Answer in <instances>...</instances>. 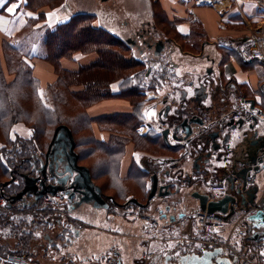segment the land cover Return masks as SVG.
Masks as SVG:
<instances>
[{"label": "crops", "instance_id": "0c3cea01", "mask_svg": "<svg viewBox=\"0 0 264 264\" xmlns=\"http://www.w3.org/2000/svg\"><path fill=\"white\" fill-rule=\"evenodd\" d=\"M153 1L161 4L163 14L170 22H175L173 31L178 36L176 39L167 37L165 34L162 36V31H159L158 27L150 21L147 22L153 31L159 35L158 41L163 40L166 44L165 54H167L171 64L169 70L171 76L169 83L166 82L167 85L165 84L164 90L171 91L170 94L176 92L174 94L176 96L175 103L171 104L172 101L169 103L165 101L162 107L159 106L160 109L157 110V113H160L157 115L159 125L165 126L164 129L169 127L163 122V119L167 117L165 107L171 106L169 115H172L178 108L185 105L183 92L188 87L185 83L188 80H192L191 83L195 82V72L202 70L205 74L202 85L210 86L206 91L208 98L201 103L204 110H207L206 117L213 121L227 117L229 113L240 106L239 98L254 102L255 107L263 112L264 63L258 60H245L240 54V48L249 43L251 32H248V29L252 31L254 27L258 26V30L264 31V0H211V3H208L207 0ZM18 2L19 0H8V4L2 9L0 42L6 40L18 48L34 66L36 77L46 85L48 83L46 80L51 79L53 73L49 65L38 58L42 52L45 32L69 19L75 13L69 7L68 0L56 9L43 8L33 12L26 8V0L20 4L15 14L5 10L6 7ZM198 26L205 31L203 36L197 34ZM241 28L243 32L240 31ZM181 41L184 42L181 43ZM145 49V54L154 53V49L148 47ZM138 50L140 54L143 53L140 48ZM154 54L153 56H155ZM85 60L88 62L89 59L87 57L80 59L82 63H86ZM154 60H159V58L156 56ZM157 63L161 64V62ZM189 63L192 64V68L189 67ZM206 66L210 68L206 69ZM184 70L192 72L186 73ZM155 73L159 74L149 67L147 74H150L151 77ZM172 81L173 83H171ZM144 94L146 95V92ZM107 104L110 107L129 108L127 103L117 99ZM151 111L154 112L153 109ZM105 114L111 113L99 114L97 117ZM146 114L150 116L149 113ZM152 127L150 123L143 124L138 127L137 133L146 137L153 130ZM239 128L237 127L233 131L235 137L231 139L230 143L223 145L218 150L219 158L213 163L214 177L212 182L214 183H229L230 175L238 174L243 164L250 162L262 150L261 135L253 138L247 133V128ZM154 129L161 135L164 130L162 127L159 130L156 127ZM20 130L28 131V129L22 126L16 128L18 133L28 136L29 133L23 134ZM171 135L169 136L170 146L180 145ZM94 137L98 141L108 142L110 133L97 129ZM176 153L168 150L166 154L157 156L147 151L133 149L128 144L118 163H116V168L113 169L115 171L111 174L112 178L110 177L112 182L116 183L114 185L121 200L120 206L115 203L114 198L104 195L110 204L109 209L83 204L69 212L68 217L71 220L69 223H74L78 227L72 228L67 223L68 239L72 238V240H68L69 242L60 248L50 247V244L57 245L59 243L56 241V237L61 228L57 227L58 225L56 229L50 227L49 236L40 238L35 244L36 254L41 263L100 264V260L93 257L103 258L108 251H112V261H114L116 256L120 254L119 250L123 249V264H148L153 257H149L153 245L158 241L165 240L164 235L172 236L173 231L168 228L170 222L173 219H178L180 215H192L200 210L199 201L191 196V191H194L198 185L200 187H203V184L206 185L205 181L203 182L206 175L203 166L208 161L209 152H200L199 150L198 152H190L180 159L181 161L175 159L177 158ZM157 170L158 173L162 174L160 178L177 179L182 184L184 182L183 186L187 189V193L181 198L166 197V202L157 200L149 203L148 194L152 187L151 176ZM92 173L93 175L98 174L93 170ZM99 174H103V172L100 171ZM165 174H169V176ZM130 182L140 188L145 199L131 196L127 192V194H123V189L120 188ZM261 183L264 184V180ZM230 191L234 193V189L231 187ZM156 195L159 196L158 193ZM136 198L143 204L138 205L133 202ZM127 201H132L134 206L140 207L143 212L150 216L161 219L160 240L149 241V235H151L149 226L139 219L125 215L124 204ZM168 206L171 207L170 210L166 209ZM165 215L167 216L164 218ZM60 220H62L61 225H64L66 219ZM188 227L195 228L196 226L190 224L185 229ZM175 231L180 234L184 233V229ZM228 231H230V227ZM0 241L14 245L9 240L0 238ZM145 249L149 250L145 251ZM104 264H111V262L105 260Z\"/></svg>", "mask_w": 264, "mask_h": 264}, {"label": "trees", "instance_id": "16d2710c", "mask_svg": "<svg viewBox=\"0 0 264 264\" xmlns=\"http://www.w3.org/2000/svg\"><path fill=\"white\" fill-rule=\"evenodd\" d=\"M63 1L27 0L26 8L33 12L43 8L56 9ZM133 51L134 49L120 37L97 25L95 14H74L45 32L42 52L38 58L47 65H53L58 72V78L44 85L36 77L32 63L18 48L9 41L0 42V157H3L0 159V191L2 183L12 179V173L16 179L3 188L6 196H14L22 191L25 186L24 175L31 172V165L26 158L37 152H46L60 125L68 126L75 135L82 125H92L93 122L110 125L104 130L110 133L108 142L98 141L95 137L82 140L76 138V150L80 159L93 155L96 149L109 156L108 161L101 165V172L108 177L114 173L116 163L130 142L135 143L137 150L144 152H148L150 145L158 146L165 153L168 150L177 152V158L173 157L178 161L190 152H198L197 138L191 140L190 148L187 149L182 145L169 147L156 129L146 137L137 133L138 127L146 122V84L155 88L159 84L158 77L164 79L165 76L163 72L150 77V74H147V63L134 56ZM92 54H95L94 58H91ZM82 57H87L88 62L82 63ZM64 61H67L69 66H66ZM95 70L101 72L94 76L92 73ZM170 76L171 74H168V77ZM82 77L87 80L82 81ZM149 79L152 82H145ZM82 97L86 98L85 102L90 103L98 99L122 98L130 101L128 105L132 107L130 113L124 116H119L118 113L94 118L86 114L65 115L68 113V106H71V99L80 100L82 104ZM191 101L184 100L185 105L172 115H169V112L163 122L175 128L184 119L195 115L194 108L199 109L197 115L205 118L208 113L204 107L200 109V104L195 102L194 105ZM18 126L30 130L28 136L18 133ZM148 143L149 146L146 147L145 144ZM88 144L90 147L84 149L83 146ZM92 170L93 168H90L91 175L96 178ZM136 200L143 204L139 199ZM28 201L30 203L26 204L22 201L11 202L14 210L11 214L0 211V238L14 244L12 246L11 243L0 241V259H5L11 253H25L37 264H42L36 254V242L40 238H47L49 228L56 229L58 225L57 227L61 228L56 237L59 242L57 245L59 248L65 246L69 238L66 233L68 220L61 225V215L52 211L54 207L43 205L42 200L34 202L29 198ZM35 210L38 212L34 213ZM28 217L32 218L31 221ZM254 250L259 251L255 246Z\"/></svg>", "mask_w": 264, "mask_h": 264}, {"label": "rangeland", "instance_id": "374dc122", "mask_svg": "<svg viewBox=\"0 0 264 264\" xmlns=\"http://www.w3.org/2000/svg\"><path fill=\"white\" fill-rule=\"evenodd\" d=\"M65 1L66 0L63 1L62 5L65 3ZM68 4L75 14H80V13L95 14L97 25L106 28L114 35L120 37L125 43H127L128 39H130L131 41L132 40L136 41L137 42L136 47H133L131 43H127L130 47L134 49L133 51L134 56H136L140 60L145 61L148 65V69L149 67H151V69H154L159 74H162L164 71V76H165L164 79L158 77L159 84L155 88H151L149 84H146L147 86V88L145 89L146 95L144 94L146 104H145L144 113L145 115L146 113H149L150 116L146 115L145 118L146 122L143 123V124H147V123L152 124L153 126L152 129H154L155 127L158 130L160 129V127L164 129L165 126L164 127L160 126L159 123L157 122L158 119L157 115L160 114L157 113V110L160 109L159 106L160 107L163 106V103H165V101L168 103L172 101L171 104L176 102L175 101L176 96H174L176 92L170 94L171 91L168 92V90L167 91L164 90L165 89L164 86L166 82L169 83L170 81L168 74H170L169 70L171 69V64L168 61L169 59L167 54H165V52L162 55L157 56L159 60H154L156 55L153 52L152 53L149 52L145 54L146 47L144 46L143 41L140 39L138 34L143 31L145 32L148 31L147 37L151 38L152 42L159 40V35L156 34L157 32H154L152 27H150L149 24H147V22L150 21L152 22V24L158 27L159 31H162V36H164L165 34L167 37L170 36L176 39L178 38V36L173 31V28L175 27V22L174 23L170 22V20L166 18V16L163 14V8L161 4L157 1L154 2L153 0H109V1L68 0ZM242 30L243 29L241 28L240 31ZM257 31H258V26L254 27L252 31L248 29V32H251V34ZM196 32L198 35L201 36L205 34V31L200 26L197 27ZM183 42L184 41H181V43ZM138 48H140V50L144 54L143 53L140 54ZM153 54L155 56H153ZM94 55L92 54L91 58H94ZM86 61L87 60H85V62ZM157 62H161V64L159 65ZM64 64H66V66H69L67 61L66 62L64 61ZM49 67L53 73L52 74L53 77L51 79L46 80L48 83L56 81L58 78V72L56 71L54 66L49 65ZM189 67L192 68L191 63H189ZM205 68L208 69L210 67L206 66ZM184 71L186 73L192 72L189 70H184ZM100 72H101L100 70H95L93 71L92 74L96 76ZM195 73H196L195 74L196 77H194V81L196 83L195 82L193 83L197 85L202 84L205 76V74H203V70L197 71ZM83 80L85 82L87 78L82 77V81ZM147 81L148 83L152 82V80L150 79L146 80L145 82ZM191 81L192 80H188L186 81L185 84L189 86L191 84ZM171 83H173V81ZM209 87L210 86L208 85V88ZM79 88L81 87H78V89ZM83 88L84 87L82 86V89ZM84 99L86 98L82 97V104H81L80 100L72 98L71 106H68V110H67L68 113H65V115L77 116L79 114L80 115L86 114L90 118H94L97 117V115L103 113H111L113 115L118 113L119 116H124V114L130 113L132 107V106H129V108L119 107V106L110 107V105H108L107 103L114 99H98L97 101L91 103L89 101L85 102ZM117 100L123 101L124 103L127 104L130 102L127 99H122V98H119ZM152 109L154 110V112L151 111ZM143 124H141L140 126H142ZM106 127H110V125L93 122L92 125L91 124L82 125V127L78 128L76 135L73 133L72 130L71 131L74 140L76 142V138H81V140L84 138L85 139L93 138L95 136L97 129L104 131ZM21 132H23V134L30 133V130L28 131L22 130ZM234 137L235 135L233 134V138ZM147 145L149 146V143L145 144L146 147ZM129 146L137 150L135 143L130 142ZM150 146H151L150 149H148L149 147L147 148L148 152L154 154H162V153L166 154L162 149H159L158 146L156 145H150ZM89 147H90L89 144L87 146H83L84 149H88ZM75 151L79 155V153L76 150V147H75ZM92 154L93 155H89V157L86 158H82V159L78 158V164L87 167L89 170L90 168L91 169L93 168V171L95 170L96 173H98L95 176L96 178L94 177L92 178L93 181L95 180L94 183L102 188L103 195H108L109 197L114 198L115 203L118 205L121 202V200L117 195L118 191L114 185L115 182H112L111 180L112 178L111 175H109L108 177L106 175L99 174V172L102 170L101 165L104 162L108 161L109 156L97 149L94 150ZM157 172L158 170L156 171V173ZM263 180H264V176L262 174L260 175L259 178V184H261L262 190L264 189V184L261 183V181ZM127 184L128 185H124L123 188L122 187L120 188L123 189L122 190V192H124L123 194L130 193L131 196L134 195V197L145 199V197H143L144 195H142L140 191V188L136 184H134L133 182ZM258 192H259V187L251 189L245 197H239L240 202H239L238 216L242 217L243 219L242 222L247 223L248 228L245 231H240L238 229L234 231L233 226H231L230 231H228L227 229L225 232L220 233L219 235L220 243L222 244L225 243L226 241L229 243L230 248H226L225 246H221V245H210L203 243L200 240L201 239L205 240L206 238L201 234L202 233L201 230L198 227L195 228L188 227L184 229V233L182 234L177 233V231H173L172 236L164 235L165 240L156 242L152 247V253H154L153 257H151V261H149L148 264H264V256L261 255V253L264 252V222H261V218H260L261 217L260 214L264 213V207L260 210L255 211L254 214L249 215V208L251 209L252 207L256 206L257 202L259 201ZM252 216L254 217V219L250 218ZM181 218L179 217V219ZM65 219L68 220V224L71 225L70 227L78 228L74 225V223L73 224L69 223L71 222V220L68 216ZM256 233H259L260 237L254 240L251 237L256 235ZM213 238H214L213 235H209V239H213ZM169 245H172V247L169 248ZM197 245H199V247H197ZM254 246L258 248L259 251L258 250L255 251ZM176 253H179V255H176ZM169 257L171 259H169ZM193 257H195L196 259H193Z\"/></svg>", "mask_w": 264, "mask_h": 264}, {"label": "built area", "instance_id": "2783aa9c", "mask_svg": "<svg viewBox=\"0 0 264 264\" xmlns=\"http://www.w3.org/2000/svg\"><path fill=\"white\" fill-rule=\"evenodd\" d=\"M2 9L0 8V16L2 14ZM241 56L246 60H258L264 63V31L258 30L251 34L249 43L240 48ZM196 85L191 83L188 89H191V95L194 94ZM264 94V93H263ZM264 96V95H263ZM240 106L234 111L229 113L227 117L223 119H215L219 122L233 121L237 124L239 129L247 128V133L254 137H259L261 135V143L263 144L261 152L256 156L255 162H248L243 164L241 171L238 174L230 175L229 183H214V170L213 163L219 158L218 151H212L211 156L207 159L208 161L204 164L203 168L206 172L205 181L206 185L203 187L199 185L194 188L201 193H205L210 196V200H221L227 195L233 196L235 198V203L230 204V211L227 214L221 212L208 213L201 210L196 211L192 215L183 216L181 219H177L169 224V230H183L186 226L192 224L194 227H198L201 230V234L206 238L200 241L210 245H221L226 248H230L228 242L220 243L219 235L225 232L229 227L233 226V230L236 229L240 231H245L248 226L247 223L242 222V217L238 216L239 209V197H245L251 189L258 188V202L257 205L249 208V215L255 213V211L260 210L264 207V189L262 190L261 184H259L260 175L264 176V112L258 110L255 104L245 98H239ZM206 124L213 122L209 117L204 118ZM243 124L240 125L239 123ZM180 140H175L176 143L190 148L191 140L196 137H188L186 130H180L178 133ZM212 161V162H211ZM245 171V173H243ZM158 173V172H157ZM161 175L160 173H158ZM230 187L234 189V193L230 191ZM1 192V191H0ZM1 194V193H0ZM68 194L65 191H58L55 196L46 195L43 199V205L52 206L54 213L60 214L62 219L67 218L68 212L65 204V199H68ZM161 200L166 202V197L154 196L150 198L149 203H153L155 200ZM11 201L4 196H0V211L11 214L14 212L12 209ZM126 208L125 215L130 218H135L141 220L143 223L149 226L152 235L149 237V241L154 242L161 239V227L162 221L159 218H154L149 214L142 211L140 207L134 206L132 201H128L124 204ZM231 208L234 209V213L227 219V215L231 212ZM37 213L38 210L33 211ZM82 229V228H80ZM233 231V232H234ZM209 235H213V239H209ZM152 251L149 254L153 256ZM109 262L112 261V257L108 259ZM3 264H37L29 255L25 253H11L3 259Z\"/></svg>", "mask_w": 264, "mask_h": 264}, {"label": "water", "instance_id": "95a60500", "mask_svg": "<svg viewBox=\"0 0 264 264\" xmlns=\"http://www.w3.org/2000/svg\"><path fill=\"white\" fill-rule=\"evenodd\" d=\"M127 43L132 44V41L128 39ZM146 45L148 48L154 49V53L156 56H160L166 51V44L163 40H160L156 43L147 42ZM183 95L184 97H186V93H184ZM207 98L208 93H206V86L201 85L199 88L196 89L195 96L192 101L200 104L199 107L200 109H202L201 103L203 99L206 100ZM194 109L195 115L184 119V121L178 126H176L173 130H171L170 128L163 130L162 135L166 144L170 146V134H172V138L174 140L179 141V131L186 130L188 137H196L198 139V150L200 152H209L207 155V157L209 158L211 156L212 151H218L222 148L223 145L230 143L233 136V131L237 128V124L233 121L217 122L215 120L209 124H206L202 115H197V113H199V109ZM165 110V113L168 115L171 110L170 106H167ZM239 124L242 125L243 123L240 122ZM60 147L62 148V150H60V155H63V152L67 151L71 158L68 163L64 164V172L60 173V175L67 174L66 177H63L62 179H57L54 184H49L46 182L45 175L41 180L39 178L30 177V174L24 175L25 186L22 191L14 196H6V193L4 192L3 188L15 182L16 179V176L12 173V179L10 181L2 183L1 195L7 197L12 203L22 201L26 204L28 202L30 203V201H28L29 198H32L34 202H39L46 195L55 196L58 191H65V193L70 194L71 197L77 195V198H79V202L77 204H73L72 199L70 198L68 205H66L68 213L83 204H91L96 208L109 209L110 204L106 200V197L103 195L102 188L94 183L91 171L87 167L78 164L79 155L75 151L76 142L72 135V131L68 126L60 125L57 127L54 138L52 140V143L50 144V148L47 153V161L46 163H44L42 159L40 161V171H45V166H47L48 164V157L50 155L51 150L53 148L60 149ZM57 152L59 151L57 150ZM255 159L256 156L253 157L250 162H255ZM27 161L31 162L32 160L27 159ZM63 161L64 159L61 158L60 162ZM243 173H245V171ZM165 175L169 176V174ZM151 181L152 187L150 190L149 198L156 196L157 193L160 197L181 198V196L185 195V193L187 192V189L183 186L184 182L182 184V182H179L177 179L168 178V180H166L165 178H160V175L158 173H154L151 176ZM66 188H68L69 190H67ZM191 196L199 201L200 210L208 213L221 212L223 214H227L230 211V204L235 203V198L230 195H227L221 200L215 201L210 200L209 195L201 193L198 190H194L193 192L191 191ZM133 202L139 205L136 199H134ZM166 209L170 210L171 207L168 206ZM234 212V209L231 208V212L227 215L226 218L228 219ZM166 216L167 215H165L164 218ZM182 216L183 215H180L179 217L181 218ZM260 216L261 222H264V213L260 214ZM250 218L254 219L253 216ZM174 220L175 219H173V221ZM254 236L251 238L256 240V238L258 239L260 237V234L256 233V235ZM68 240L70 241L72 240V238L67 239V241Z\"/></svg>", "mask_w": 264, "mask_h": 264}, {"label": "flooded vegetation", "instance_id": "af4514ba", "mask_svg": "<svg viewBox=\"0 0 264 264\" xmlns=\"http://www.w3.org/2000/svg\"><path fill=\"white\" fill-rule=\"evenodd\" d=\"M138 35H139L140 39L143 41V44L145 47H147V45H146L147 42L154 43V42H152L151 38L147 37L148 31L147 32L143 31V32L139 33ZM132 45L136 46L137 42L132 40ZM207 88H206V91H207ZM191 102L194 105H196L195 102H193V101H191ZM49 148H50V146H49ZM49 148L46 152H37V153L32 154L31 157L26 158V160L27 159L32 160L31 162L27 161L31 165L30 177L39 178L41 180V179H43V177L45 175L46 182L49 184H54L57 181V179H59V178L62 179L63 177H66L67 174L60 175V173L64 172V169H63L64 164L68 163L71 158H70V155L67 151L66 152L64 151L63 155H60V150H62L61 147H60V149L59 148L58 149L53 148L50 152L49 157H48V164H47V166H45V171L44 172H43V170L40 171V168H41L40 161L42 159L44 161V163H46L47 153L49 151ZM57 150L59 152H57ZM61 158L64 159L63 162H60ZM66 189L69 190L68 188H66ZM70 198L72 199L73 204H77L79 202V200H78L79 198H77V195L71 197L70 194H68V199H67V201H65L66 205H68Z\"/></svg>", "mask_w": 264, "mask_h": 264}, {"label": "snow or ice", "instance_id": "6c2138e0", "mask_svg": "<svg viewBox=\"0 0 264 264\" xmlns=\"http://www.w3.org/2000/svg\"><path fill=\"white\" fill-rule=\"evenodd\" d=\"M24 2H26V0H19L18 3L6 7L5 10L8 13L15 14L16 10L20 7V4L24 3ZM207 2L211 3V0H207ZM6 4H8V0H0V8H4V6ZM190 91H191V89H189V92ZM41 99H43L42 94H41ZM0 159H3V157H0ZM31 219H32L31 217H28L29 221H31ZM36 235L38 236L39 234L37 233ZM50 247H59V245H51L50 244ZM171 247H172V245H169V248H171ZM197 247H199V245H197ZM148 250L149 249H145V251H148ZM119 252H120V254H118L116 256V259L114 261H111V264H123V261H124V256L122 255L123 249L119 250ZM176 255H179V253H176ZM261 255L264 256V252H262ZM112 256H113V252L112 251H108L106 256L103 257V258H101V257H93V258L100 260V264H104L105 260L110 259ZM169 259H171V258L169 257ZM193 259H196V258L193 257ZM0 264H3V260L2 259H0Z\"/></svg>", "mask_w": 264, "mask_h": 264}, {"label": "bare ground", "instance_id": "6f19581e", "mask_svg": "<svg viewBox=\"0 0 264 264\" xmlns=\"http://www.w3.org/2000/svg\"><path fill=\"white\" fill-rule=\"evenodd\" d=\"M256 156H257V155H256ZM67 198H68V197H67ZM64 200H67V199L64 198ZM157 200H159V199H157ZM157 200H155V201H157ZM160 201H161V200H160ZM77 251H78V250H77Z\"/></svg>", "mask_w": 264, "mask_h": 264}]
</instances>
